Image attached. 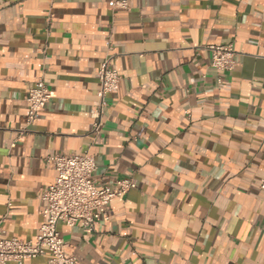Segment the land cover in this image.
I'll return each mask as SVG.
<instances>
[{"label": "crops", "instance_id": "1", "mask_svg": "<svg viewBox=\"0 0 264 264\" xmlns=\"http://www.w3.org/2000/svg\"><path fill=\"white\" fill-rule=\"evenodd\" d=\"M129 4L0 0L5 235L36 239L39 193L57 176L48 157L89 152L96 178L132 177L136 188L111 202L96 232L59 224L77 264H264V0ZM226 44L238 64L220 72L207 46ZM110 46L119 90L93 141ZM38 78L52 99L28 127Z\"/></svg>", "mask_w": 264, "mask_h": 264}, {"label": "built area", "instance_id": "2", "mask_svg": "<svg viewBox=\"0 0 264 264\" xmlns=\"http://www.w3.org/2000/svg\"><path fill=\"white\" fill-rule=\"evenodd\" d=\"M113 9L130 8L129 0H112ZM105 57L97 77L100 87L97 92L98 104L90 112L92 118L91 135L93 141L101 135L104 112L109 105L108 98L119 90L120 75L113 65L114 54ZM211 53V67L223 72L232 71L237 66L233 44L207 46ZM52 99V91L44 78H38L26 96L28 103V127L38 117L39 111ZM23 131V130H22ZM21 134H23V131ZM57 176L54 182L40 190L39 198L44 204V222L34 240L7 237L0 218V264H20L27 259L48 256L50 264H77L72 255L64 252V239L59 224L68 227L81 224L87 231L96 232L101 219H108L111 202L126 196L136 183L132 177L107 180L96 178L95 157L89 152L50 156ZM264 189V178L261 182Z\"/></svg>", "mask_w": 264, "mask_h": 264}]
</instances>
